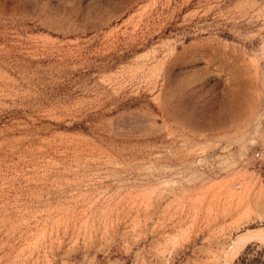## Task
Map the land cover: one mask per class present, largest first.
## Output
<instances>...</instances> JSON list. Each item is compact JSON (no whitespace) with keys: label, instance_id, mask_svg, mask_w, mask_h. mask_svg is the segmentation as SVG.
I'll list each match as a JSON object with an SVG mask.
<instances>
[{"label":"rangeland","instance_id":"374dc122","mask_svg":"<svg viewBox=\"0 0 264 264\" xmlns=\"http://www.w3.org/2000/svg\"><path fill=\"white\" fill-rule=\"evenodd\" d=\"M252 242L264 0H0V264H233Z\"/></svg>","mask_w":264,"mask_h":264},{"label":"trees","instance_id":"16d2710c","mask_svg":"<svg viewBox=\"0 0 264 264\" xmlns=\"http://www.w3.org/2000/svg\"><path fill=\"white\" fill-rule=\"evenodd\" d=\"M233 264H264V243H248Z\"/></svg>","mask_w":264,"mask_h":264},{"label":"bare ground","instance_id":"6f19581e","mask_svg":"<svg viewBox=\"0 0 264 264\" xmlns=\"http://www.w3.org/2000/svg\"><path fill=\"white\" fill-rule=\"evenodd\" d=\"M245 242V238H239L236 243H235V248H240L242 246V244ZM238 250V249H237Z\"/></svg>","mask_w":264,"mask_h":264},{"label":"built area","instance_id":"2783aa9c","mask_svg":"<svg viewBox=\"0 0 264 264\" xmlns=\"http://www.w3.org/2000/svg\"><path fill=\"white\" fill-rule=\"evenodd\" d=\"M236 187L238 188L239 186H238V185H236Z\"/></svg>","mask_w":264,"mask_h":264}]
</instances>
